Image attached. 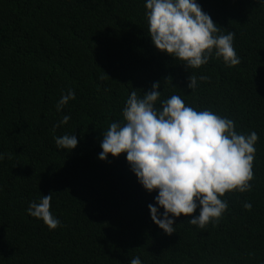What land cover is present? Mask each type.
I'll list each match as a JSON object with an SVG mask.
<instances>
[{"label": "trees", "instance_id": "trees-1", "mask_svg": "<svg viewBox=\"0 0 264 264\" xmlns=\"http://www.w3.org/2000/svg\"><path fill=\"white\" fill-rule=\"evenodd\" d=\"M197 3L221 33L235 34L240 64L213 55L187 69L155 49L145 0H0V264H264V6ZM192 75L209 81L192 91ZM157 82L160 100L179 95L259 137L251 191L226 192L227 210L204 229L182 215L170 236L150 218L157 193L142 188L125 155L98 159L132 90L142 98ZM69 89L75 100L57 112ZM65 134L77 137L71 152L55 145ZM49 193L55 230L27 214Z\"/></svg>", "mask_w": 264, "mask_h": 264}, {"label": "clouds", "instance_id": "clouds-1", "mask_svg": "<svg viewBox=\"0 0 264 264\" xmlns=\"http://www.w3.org/2000/svg\"><path fill=\"white\" fill-rule=\"evenodd\" d=\"M264 6V0H256ZM148 33L158 51L182 61L187 69H199L210 57L222 59L228 67L240 64L234 48L233 32L223 34L211 17L204 13L197 0H145ZM188 87L194 91L199 82L209 77L192 75ZM160 83L152 90L137 96L132 90L123 108V122H112L102 133L98 155L100 161L109 156L124 154L131 172L149 194L157 193L148 209L152 222L165 234L175 233V220L182 215L191 217L188 224L204 229L210 222H218L228 204L221 199L226 192L251 191L255 131L247 135L234 130V121L209 110L197 111L186 106L179 95L160 100ZM71 89L62 94L56 105L60 112L75 100ZM162 107H156L157 102ZM63 116L59 125L68 124ZM58 149L70 152L77 147L75 134L54 136ZM4 154H0V160ZM53 193L32 201L27 214L42 220L49 230L60 221L50 211ZM245 210L252 205L245 203ZM199 208L198 215L193 213ZM163 209V213H161ZM130 264H142L139 257Z\"/></svg>", "mask_w": 264, "mask_h": 264}]
</instances>
